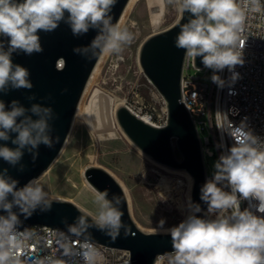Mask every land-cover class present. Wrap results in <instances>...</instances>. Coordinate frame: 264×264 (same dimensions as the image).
<instances>
[{
	"label": "clouds",
	"instance_id": "clouds-1",
	"mask_svg": "<svg viewBox=\"0 0 264 264\" xmlns=\"http://www.w3.org/2000/svg\"><path fill=\"white\" fill-rule=\"evenodd\" d=\"M116 2L0 0V93L33 88L29 70L14 64L13 54L42 53L39 33L53 32L61 22L67 24L77 38L90 29L97 32L88 45L75 47V54L89 60L121 54L124 47L133 42L134 34L126 26L112 22L111 12ZM168 2L182 15L190 14L187 22L180 25L175 47L186 50L185 56L194 61L201 57L203 65L213 70L211 79L218 86L223 87L225 81L215 73L225 68L232 73V81L238 79L239 74L234 69L244 63L241 39L245 21L249 13L264 10L261 0ZM28 100H35V95H30ZM54 115L50 106L33 103L25 108L18 100L6 106L0 100V141L10 140L16 146L0 145V158L12 167L19 165L22 171L24 165L20 162L25 151L35 162L41 144L53 148L56 140L51 136L49 121ZM231 135L236 143L220 156L212 178L200 189V199L207 204V217H198L200 205L189 203V214L177 226L165 228V220L159 221L157 229L171 237L173 250L169 264H264V140L251 132H243V135L231 132ZM17 184L7 169L0 171V209L6 213L0 215V264H66L63 260L21 258L30 233L18 231L20 220L13 208L27 217L37 208L49 211L52 200L37 179L22 188H17ZM242 201H249V207L242 210ZM95 203L97 214L91 220L80 215L76 223L69 226L71 235L79 237L94 227L113 241L119 237L121 229L127 236V225L122 222L121 197L113 194L109 199L105 190L97 192ZM61 247L65 257L77 255L82 264H98L100 259V253L89 241L75 252L70 242L62 243Z\"/></svg>",
	"mask_w": 264,
	"mask_h": 264
},
{
	"label": "water",
	"instance_id": "water-1",
	"mask_svg": "<svg viewBox=\"0 0 264 264\" xmlns=\"http://www.w3.org/2000/svg\"><path fill=\"white\" fill-rule=\"evenodd\" d=\"M129 2L130 0H117L111 12L113 23H119ZM189 15L181 14L171 27L149 36L139 53V63L144 75L165 103L166 123L163 126L147 123L126 105L118 107L116 119L124 134L145 156L163 168L189 175L192 180L191 203L199 204L201 211L196 215L206 218L207 204L200 199V189L207 181V168L195 120L184 106L182 94L186 50L176 48L174 43L180 25L187 22ZM39 35L42 53H34L31 56L14 53L12 57L14 64H20L29 70L33 88L0 93V100H3L6 106L12 100H18L25 108H30L33 103L50 106L55 114L49 121L51 136L56 142L53 148L41 144L35 162L31 154L25 151L20 162L24 165L22 171L19 170V165L12 167L0 158V171L7 169L8 175L18 181L17 188L40 178L58 159L69 138L89 80L101 57L89 60L73 52L77 46L88 45L97 35L95 30L90 29L86 35L77 38L72 35L69 26L61 22L55 31L40 32ZM194 66L196 69L204 67L201 57L195 58ZM30 95H35V100H28ZM12 135L14 138L15 134ZM0 145L16 147L10 140L0 141ZM85 178L97 192L107 190L109 199L113 194L121 197L122 222L127 225L128 235L125 236L124 230L121 229L119 237L113 241L104 232L93 227L79 238L111 249L128 251L130 264H156L159 256L172 253L170 235L146 232L136 225L130 213L127 194L110 172L102 167L90 166L85 170ZM9 199L11 200V197ZM51 200L49 211L37 208L27 217L14 207L13 211L20 220L18 230L29 231L32 226L41 225L71 234L69 226L75 224L80 215H86L90 220L93 218L72 202ZM0 215L6 213L0 209Z\"/></svg>",
	"mask_w": 264,
	"mask_h": 264
},
{
	"label": "rangeland",
	"instance_id": "rangeland-1",
	"mask_svg": "<svg viewBox=\"0 0 264 264\" xmlns=\"http://www.w3.org/2000/svg\"><path fill=\"white\" fill-rule=\"evenodd\" d=\"M163 9L149 7L141 0L129 15L125 26L134 34V40L124 47L119 55H111L103 66L102 87L124 100L135 114L152 117L151 122L163 126L166 123V107L163 99L144 75L139 63V53L144 41L151 35L171 27L180 17L173 4L162 0ZM163 14L160 31L152 26L151 15ZM189 75L201 77L205 72L192 67ZM210 78V76H208ZM123 134V133H122ZM218 158L205 157L207 174L213 176ZM98 164L110 172L125 187L130 213L136 225L143 231L161 233L157 227L161 219L165 228L177 226L190 212L181 174H173L145 156L123 134L113 141L95 142L88 127L74 120L67 143L53 166L38 183L50 199L72 202L94 217L97 214L96 192L85 178V170ZM183 180L180 187L178 181ZM162 181L173 183L171 190L162 186ZM116 254L114 257H118ZM170 254L164 255L161 264H169Z\"/></svg>",
	"mask_w": 264,
	"mask_h": 264
},
{
	"label": "built area",
	"instance_id": "built-area-1",
	"mask_svg": "<svg viewBox=\"0 0 264 264\" xmlns=\"http://www.w3.org/2000/svg\"><path fill=\"white\" fill-rule=\"evenodd\" d=\"M261 6L264 9V0H261ZM241 46L244 63L236 65L234 69L239 74V78L232 81V73L227 68L215 73L225 81L223 87L212 81L213 70L205 66L201 69L204 70L205 78L209 81L189 75L188 71L195 67L194 60L186 58L182 78L183 101L192 119L195 120L204 160L205 157L219 159L228 152L236 143L231 132L237 135L251 132L252 135L264 140V10L248 14ZM149 120L151 121L152 117H149ZM183 178L186 181L185 186L188 187L189 179L184 176ZM211 178L212 176L207 174V180ZM178 182L183 183V180ZM249 203L242 201L241 209L249 207ZM29 233L30 238L22 259L30 261L32 258H39L63 260L66 264H82L77 255L65 257L61 244L70 242L75 252L79 251L82 243L89 240L41 225L32 226ZM91 243L100 253L98 264H130L128 251ZM118 253L120 256L114 257ZM162 258L163 256H159L157 261H161Z\"/></svg>",
	"mask_w": 264,
	"mask_h": 264
},
{
	"label": "bare ground",
	"instance_id": "bare-ground-1",
	"mask_svg": "<svg viewBox=\"0 0 264 264\" xmlns=\"http://www.w3.org/2000/svg\"><path fill=\"white\" fill-rule=\"evenodd\" d=\"M140 1L141 0H130L127 8L125 9V12L123 13L121 20L119 21V23L122 26H125V23L128 21L129 15L138 6ZM147 4L151 8L158 7L160 9H163V5H164L162 0H147ZM151 17H152L153 29L155 31H160L164 18L163 14L162 13L159 15L152 14ZM110 56L111 55H101L99 62L95 67V70L89 80L87 88L81 99L75 117V121L78 120L81 123H84L88 127L91 134L94 136L95 142L97 143L102 141H113L115 143V140L124 134V132L122 131V129L120 128L117 122L116 111L118 107L125 106V102L124 100L118 99L113 92L105 90L101 85L103 66L107 61V59L110 58ZM138 116L142 118L145 122L154 124L149 120L147 116H142V115H138ZM94 166L100 167L98 164H95ZM163 169L169 173L181 174L189 179L190 185L187 187L186 195L188 200H190L192 180L189 177V175H187L185 172L172 171L166 168ZM172 184L173 183H166L162 181V186L165 187L166 190H171ZM176 186L180 187L181 184L177 183ZM91 188L97 194V191L92 186ZM123 188L125 190L124 186ZM156 264H161V261H157Z\"/></svg>",
	"mask_w": 264,
	"mask_h": 264
},
{
	"label": "trees",
	"instance_id": "trees-1",
	"mask_svg": "<svg viewBox=\"0 0 264 264\" xmlns=\"http://www.w3.org/2000/svg\"><path fill=\"white\" fill-rule=\"evenodd\" d=\"M179 156V155H178Z\"/></svg>",
	"mask_w": 264,
	"mask_h": 264
}]
</instances>
